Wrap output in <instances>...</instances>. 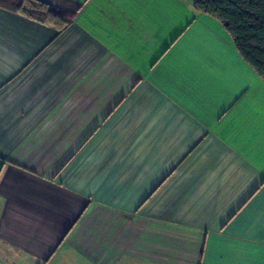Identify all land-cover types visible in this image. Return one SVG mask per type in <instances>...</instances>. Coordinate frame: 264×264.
I'll return each mask as SVG.
<instances>
[{
	"label": "crops",
	"instance_id": "crops-1",
	"mask_svg": "<svg viewBox=\"0 0 264 264\" xmlns=\"http://www.w3.org/2000/svg\"><path fill=\"white\" fill-rule=\"evenodd\" d=\"M0 8V264H264V79L195 0Z\"/></svg>",
	"mask_w": 264,
	"mask_h": 264
},
{
	"label": "trees",
	"instance_id": "trees-1",
	"mask_svg": "<svg viewBox=\"0 0 264 264\" xmlns=\"http://www.w3.org/2000/svg\"><path fill=\"white\" fill-rule=\"evenodd\" d=\"M231 35L241 57L264 79V0H195ZM0 8L62 31L68 20L41 0H0Z\"/></svg>",
	"mask_w": 264,
	"mask_h": 264
},
{
	"label": "rangeland",
	"instance_id": "rangeland-1",
	"mask_svg": "<svg viewBox=\"0 0 264 264\" xmlns=\"http://www.w3.org/2000/svg\"><path fill=\"white\" fill-rule=\"evenodd\" d=\"M23 263V262H22ZM22 263H20V264H22Z\"/></svg>",
	"mask_w": 264,
	"mask_h": 264
}]
</instances>
